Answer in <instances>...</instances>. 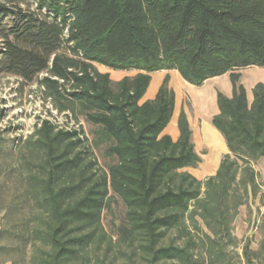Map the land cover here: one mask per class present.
<instances>
[{"label": "trees", "instance_id": "16d2710c", "mask_svg": "<svg viewBox=\"0 0 264 264\" xmlns=\"http://www.w3.org/2000/svg\"><path fill=\"white\" fill-rule=\"evenodd\" d=\"M0 38V72L37 79L60 113H84L114 158L102 169L82 128L36 124L0 263L114 264L118 242L121 264H264V212L256 247L232 227L262 193L264 82L250 99L237 70L264 66V0H0ZM96 64L138 72L114 85ZM174 69L195 85L232 79L211 118L228 153L204 180L185 170L201 162L186 112L176 140L164 132L176 109L170 75L142 102L152 73ZM111 192L126 207L117 242L102 224Z\"/></svg>", "mask_w": 264, "mask_h": 264}, {"label": "rangeland", "instance_id": "374dc122", "mask_svg": "<svg viewBox=\"0 0 264 264\" xmlns=\"http://www.w3.org/2000/svg\"><path fill=\"white\" fill-rule=\"evenodd\" d=\"M23 7L33 9L36 4L30 1L24 3ZM3 44L4 42L0 38V50ZM96 67L102 72H109L114 85L122 77H132L138 72L136 69L114 70L100 64H96ZM237 71L241 72L240 83L247 88L249 98L252 99L254 85L260 81L264 82V66L252 65ZM175 72H177V75L173 77V86L179 94L175 107L177 117L176 122L172 123L167 133L172 134L179 130L177 118L181 110L186 112L189 122L191 120L204 125L203 128H196V132L192 133L195 150L200 154L201 162L197 167L191 166L185 169L190 173L192 172L197 178L204 180L207 176L216 173L220 160L228 153L223 135L215 128L212 121L207 122L206 120H208L209 115H213L219 110V107H217L218 90L232 96V79L229 73L223 74L205 81L203 85L188 83L182 91L180 80L183 78L178 71L175 70ZM43 76L45 74H41L39 78ZM159 78L160 75L154 76L153 88ZM48 119L60 128H82L85 131L86 138L89 139V144L92 146V152L96 156L98 165L102 169H108L107 166L114 162V158L105 153L108 143L97 144L95 142V131L98 126L89 123L84 113L78 110L76 113L70 111L60 113L56 109L54 98L49 96L44 86L37 79L28 81L19 75L0 72V231L8 228L7 226L12 217H18L20 215L19 211L23 209L22 207L16 211H10L12 197L18 190H21V179L27 171L24 167L27 150L24 140L34 132L36 124H41L42 120ZM213 132L221 139H217ZM256 169L259 172L262 193L257 198L251 199L249 205L240 207L236 221L232 225L233 233L237 235L239 240L252 239V247H256L260 239L257 225L261 214L264 212V158L258 161ZM110 195L111 200L105 209L102 224L107 233L113 235L115 242H117L118 238H116L115 233L125 218L126 207L117 195L112 192ZM5 241L0 239V243H5ZM118 244L117 242V245L112 247L113 252H116L113 258L114 264H121L124 260L118 252L120 247ZM237 249L240 252L242 250L240 246ZM102 250L99 249V252H102ZM0 264H11V262Z\"/></svg>", "mask_w": 264, "mask_h": 264}, {"label": "crops", "instance_id": "0c3cea01", "mask_svg": "<svg viewBox=\"0 0 264 264\" xmlns=\"http://www.w3.org/2000/svg\"><path fill=\"white\" fill-rule=\"evenodd\" d=\"M175 70L176 69H174V70H160V71H157V72H159L158 74L156 73V72H153L152 73V82H151V84H150V86H149V88H148V90L146 91V94H145V97L143 98V100H142V102H144V101H146L147 99H153V98H155L156 97V93H157V91H158V89L160 88V85L162 84V82H163V78L167 75V74H169L170 75V80H171V82H170V85H171V87L174 89V91H175V94H176V104H177V101H178V99H179V94H178V91H177V89L176 88H174V86H173V77L174 76H176L177 75V72H175ZM176 71H178V70H176ZM102 72V71H101ZM103 72H107V71H103ZM179 72V71H178ZM226 74H228V73H226ZM156 75H160V78L158 79L159 81L157 82V84H156V86H154V88H153V78H154V76H156ZM183 78V77H182ZM181 81V90L183 91V89H185V87H186V85H188V82L186 81V80H184V79H181L180 80ZM152 89V90H151ZM229 96V95H228ZM176 104H175V107H176ZM219 111V110H218ZM175 112H176V109H175ZM218 112H216V113H214L213 115H215V114H217ZM213 115H209L207 118H208V120H206L207 122H209V121H211V118L213 117ZM176 117H177V114H175L174 113V116H173V118H172V120L170 121L171 123L166 127V129H165V133H167L169 130H170V127L172 126V123H175L176 122ZM179 117V116H178ZM177 121H178V118H177ZM206 121H204V122H206ZM206 122V123H207ZM190 124H191V129H192V133H194V132H196V128H203L204 127V125H200L199 123H196V122H193V121H191L190 120ZM213 134H214V132H213ZM171 135V137H173V139L174 140H176L179 136V130L178 131H175V132H173L172 134H170ZM215 136H216V138L217 139H221V137L220 136H218L217 134H214ZM226 143V142H225ZM227 147V146H226Z\"/></svg>", "mask_w": 264, "mask_h": 264}]
</instances>
